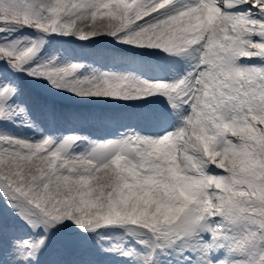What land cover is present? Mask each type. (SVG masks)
<instances>
[{"label":"snow or ice","instance_id":"obj_1","mask_svg":"<svg viewBox=\"0 0 264 264\" xmlns=\"http://www.w3.org/2000/svg\"><path fill=\"white\" fill-rule=\"evenodd\" d=\"M0 264H264V0H0Z\"/></svg>","mask_w":264,"mask_h":264}]
</instances>
